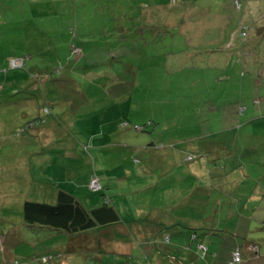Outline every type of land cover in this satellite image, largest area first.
Wrapping results in <instances>:
<instances>
[{"label":"rangeland","instance_id":"1","mask_svg":"<svg viewBox=\"0 0 264 264\" xmlns=\"http://www.w3.org/2000/svg\"><path fill=\"white\" fill-rule=\"evenodd\" d=\"M59 188L109 197L123 219L160 207L166 226H239L257 243L243 264H263L264 0H0V264L14 263L5 251L63 258L69 235L34 234L23 216ZM123 238L141 264L135 234ZM228 238L209 245L215 264ZM102 254L65 258L112 264Z\"/></svg>","mask_w":264,"mask_h":264},{"label":"crops","instance_id":"2","mask_svg":"<svg viewBox=\"0 0 264 264\" xmlns=\"http://www.w3.org/2000/svg\"><path fill=\"white\" fill-rule=\"evenodd\" d=\"M47 130L50 131L49 128H47ZM48 131L46 132L48 133ZM29 174L30 172L28 171V177ZM25 185H27V181H25ZM63 189L72 192L69 189ZM103 191L106 192V189ZM104 195L106 197V194ZM107 201L114 205L111 203L109 197H107V199L101 198L100 201L95 202L93 205H87L83 201L82 202L85 206L91 207L102 205ZM116 209L118 210L117 207ZM160 210V207H151L150 209L146 210L139 209L138 214L134 218L123 219L122 215L120 214L121 219L117 222L108 223L103 226H97L90 230L76 234H68L64 231H59L56 233L47 232L48 234H45L46 237H52L58 233L69 235L66 244L64 243L61 245V248H54L56 251L59 250L60 253L64 254L63 258L58 257L54 264H71V262L65 258L66 254H77L86 257H89L90 255L91 257L96 256L98 260L104 263L103 260L106 258V256H104L102 253L110 255V259L107 258L108 263L131 264L134 262L133 254H131L133 240H127L123 238V236L128 235L129 232H133L138 245L143 246V249L140 253H143L144 259L140 260L142 262L141 264H215L219 256L216 254V252L210 250L209 245L216 243L218 244L221 242L224 243V239H219L222 233H226V235L229 234L230 237H233V240H235V247L233 248L232 246L233 250L232 254L229 256L228 264H243V260L248 259L246 258V255L242 249L243 244H251V247L257 246V243L248 241L246 239L243 241L244 236L242 237L237 233L235 234V231L239 228V226H237L235 230L233 225L228 226L227 224H225V226L222 228H218L216 227L215 223L212 224L211 222H203V220L208 218H203L201 220L202 222L197 223V221H200V218L194 219L191 216H189L188 219H193L194 223L190 221H187L186 223L181 222L180 224L177 221L169 223V226L174 233L173 238L172 233L170 235L168 234L169 226H166L164 224L166 222L162 221L161 218L156 214L160 212ZM207 212L208 210L203 209V215H206ZM195 230L197 231L198 236L196 240L193 241L191 235ZM232 231H234V233H232ZM231 238L228 239L231 240ZM115 243L118 244V249H115L114 246H112V244ZM198 243H205L207 245L208 248L205 255L200 254L197 247ZM147 245L148 247H151L149 254L146 250ZM122 246L124 247L123 249H125L123 252L121 251ZM237 249H239L243 254V259L239 263H235L233 261V253ZM121 255H125V259L122 258ZM5 257H8L9 261L13 259V256H11L7 251H5ZM53 259L54 257L52 260Z\"/></svg>","mask_w":264,"mask_h":264},{"label":"trees","instance_id":"3","mask_svg":"<svg viewBox=\"0 0 264 264\" xmlns=\"http://www.w3.org/2000/svg\"><path fill=\"white\" fill-rule=\"evenodd\" d=\"M81 51V48H79L78 52ZM44 108L46 113L51 112V107L44 106ZM154 141L155 140H152V144H155ZM193 157L194 156H188L187 160L190 161L193 159ZM101 189H99L98 191H101ZM56 199L57 200L55 203L34 200L24 201V222L26 223L28 228L34 232V234H48L47 232L56 233L59 231H64L68 234H76L90 230L97 226H103L108 223L117 222L121 219V215L116 207L110 204L108 201L99 206L87 207L83 204L78 196L63 188H60L58 190ZM197 236L198 233L195 230L191 235L192 240L195 241ZM197 247L202 255L207 253L208 247L205 243H198ZM46 257L43 258V262H48L49 260H51L50 258H53V256H51L50 258ZM11 261L14 262L13 264H20V261L15 258H13Z\"/></svg>","mask_w":264,"mask_h":264},{"label":"built area","instance_id":"4","mask_svg":"<svg viewBox=\"0 0 264 264\" xmlns=\"http://www.w3.org/2000/svg\"><path fill=\"white\" fill-rule=\"evenodd\" d=\"M14 63H20V60H16L14 61ZM91 187L94 190H99L101 189V184L99 182V180L97 178L92 179L91 181ZM233 259L235 262H240L242 260V254L241 251L239 249H237L236 251H234L233 253Z\"/></svg>","mask_w":264,"mask_h":264}]
</instances>
